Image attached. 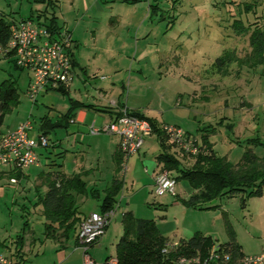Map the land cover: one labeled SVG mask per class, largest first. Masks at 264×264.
Here are the masks:
<instances>
[{
	"label": "rangeland",
	"instance_id": "obj_1",
	"mask_svg": "<svg viewBox=\"0 0 264 264\" xmlns=\"http://www.w3.org/2000/svg\"><path fill=\"white\" fill-rule=\"evenodd\" d=\"M247 4L253 7L249 12L244 10ZM41 6L35 0H0V12L17 17L29 16L31 9L36 12ZM54 12L70 30L76 28L75 54L90 84L115 85V92L124 85L121 100L129 97L144 114L176 124L198 138L203 127L214 126L208 139L215 152L232 163L240 159L246 138L264 142V61L253 66L239 62L250 51L248 33L237 34L233 25L235 19L245 25L248 20L264 25V0H58ZM122 41L125 47L120 49ZM228 52H234V61L218 66L216 59ZM3 53L0 50V82L15 78L19 100L5 114L2 128L22 119L36 122L47 113V106L59 110L67 103L68 95L58 92L40 95L36 103L25 96L29 73L15 68ZM102 75L106 79L100 80ZM252 149L264 156V145ZM183 157L190 163V157ZM185 185L186 181H179L176 192L183 194ZM137 198L133 203H138ZM10 200V194L0 198V252L1 242L9 240L21 224L20 210ZM212 204L217 207L197 211L199 215L194 212L195 217L180 216L172 208L167 223H162L158 205L151 206L156 212L151 208L138 214L153 219L161 232L175 226V217L185 225L194 222L218 241L227 240L228 222L245 254L264 253V192L247 197L244 206L240 194L223 196ZM116 218L120 223V216ZM110 248L115 256V248Z\"/></svg>",
	"mask_w": 264,
	"mask_h": 264
},
{
	"label": "crops",
	"instance_id": "obj_2",
	"mask_svg": "<svg viewBox=\"0 0 264 264\" xmlns=\"http://www.w3.org/2000/svg\"><path fill=\"white\" fill-rule=\"evenodd\" d=\"M49 1L52 3V7L48 6L47 1H45L41 2L42 6L40 8L35 9L36 12L31 9L34 14L33 18L40 24H45L44 14L48 16L53 14L57 28L68 30L72 41L71 53L75 73L71 83L63 91H59L58 88L47 87L36 97L35 101L40 95L46 96L53 92L67 94V103L59 110L50 105L47 106V113L41 115L38 121H33L34 124L30 119H22L13 127L2 128L0 126L1 134L7 130L17 128L22 122L29 121L31 128L27 133L30 138L34 139L40 134H44L49 140L48 146L36 147L35 152L38 156L36 164L23 169L0 168V198L10 194V201L18 206L21 219V224L16 233L9 240L1 242L2 252H0V255L10 256L21 264H83V249L77 239L80 222L92 212H101V204L106 192L114 179L118 178L122 181V188L115 195L110 222L104 234L87 249V253L96 262L103 264L109 257L116 258L110 251V247L115 248L122 234V215L125 211H132L136 218H144L139 216L138 210L143 213V211L146 212L154 208V212H156V208L151 206L158 205L163 210V213L159 216L162 223L168 222L167 215H169L168 213L172 208L177 209L180 216L183 217L187 215L195 217L198 212L202 211L184 206L180 201V199L188 198L193 192L187 180L182 179L187 182L186 187L181 190L183 194L176 192L175 195L166 193L156 196L153 193L155 176L161 171V164L157 162V155L162 149L173 154L181 166L191 165L194 158L190 157L189 160L191 161L187 163V159L174 146H171L169 141H165V145L162 146L160 137L156 132H152L144 140L139 151L127 158L125 168H122L119 137L105 132L91 133L89 131L90 127L101 128L109 124L117 117L118 108L124 106L130 112L137 111L145 117L156 120L159 125L172 123L159 122L155 117L144 114L140 108L130 102L129 97L124 101L121 100L124 85L115 92V89H113L115 85L111 87L109 85L104 86V84L100 86L90 84L86 68L81 66L75 54L78 51L79 43V36L75 32L76 28L70 30L71 27L68 26L66 20H60L54 12V7L58 6V0ZM94 3L96 5V2ZM87 5V2H84V9L89 11ZM50 8L52 9L50 10ZM6 15L11 21L30 16L17 17L11 13ZM37 15L40 16L37 17ZM123 47H125V44L122 41L119 48L123 49ZM0 50L2 49L0 48ZM3 54L2 56L12 62V56ZM104 79H106V76L100 80ZM28 81L29 75L25 84V96H27ZM87 86L91 89H88ZM111 101H115L116 105H112ZM172 125L177 126L176 124ZM185 132L196 137L198 144H200V139L195 134L189 131ZM58 173L63 174L66 178L77 179L82 183V191L74 187L68 189L74 197L76 211L74 225L66 235H63L62 229L56 223L52 225L55 227L54 232L46 229V225H49L50 222L43 215L41 201L47 190L44 184H40L42 177ZM172 173V175H175L174 172ZM11 179H15V181H11ZM179 181L176 182V185ZM10 189L11 193L9 192ZM129 189L130 191L134 189L135 192L130 194ZM120 192L121 196L118 198ZM136 197H138V203H133ZM93 199L98 202L96 204L92 203ZM123 202H125L124 205ZM117 216H120V223L119 220L117 221ZM175 218L177 219L175 226L166 232H161L157 226L161 234L167 236L170 241L175 242L180 238L187 239L195 232L211 236L208 230L200 228L201 226H198V224L189 221L185 225V223L178 221V217ZM114 219H116L117 226L113 230L112 222ZM212 239L215 241L212 246L213 249H216L219 243L226 241H218L213 237Z\"/></svg>",
	"mask_w": 264,
	"mask_h": 264
},
{
	"label": "trees",
	"instance_id": "obj_3",
	"mask_svg": "<svg viewBox=\"0 0 264 264\" xmlns=\"http://www.w3.org/2000/svg\"><path fill=\"white\" fill-rule=\"evenodd\" d=\"M36 2L49 0H35ZM253 9L252 5L244 7L245 12ZM44 14V13H43ZM40 15H37L39 17ZM31 11L29 18H33ZM260 18V17H257ZM44 23L51 30L57 28L56 19L53 14H44ZM234 27L237 34L248 33L249 53L240 63L250 66L264 61V25H258L257 21H247L246 25L240 19L234 20ZM12 21L4 13L0 12V48L4 50L10 38V26ZM5 55L11 56L9 53ZM234 52H228L216 59L218 66L228 65L234 61ZM238 60V58H237ZM13 65L15 66L13 60ZM16 67V66H15ZM18 68V67H16ZM19 69V68H18ZM21 70V69H20ZM19 92L16 79L9 76L0 82V126L3 123L5 114L11 107L17 104ZM132 114L147 119L152 132H156L160 137L161 145L168 141L162 125L151 118L141 115L139 112ZM211 126V125H210ZM200 136V144L196 154H188L179 151L182 155L194 158L191 165L181 166L180 162L165 149L157 155V162L161 164V170H166L178 182L187 180L193 192L186 199H180L182 204L196 210L214 209L216 204H212L215 199L223 196L241 195L242 205H245L246 198L253 195H261L264 192V156L254 153L252 147L264 145L259 137L245 139V150L240 159L232 163L226 156L218 155L209 141V135L215 131V127H204ZM171 146H174L171 143ZM175 147V146H174ZM174 172L175 175H172ZM40 184L47 187L42 197L43 215L50 222L46 229L55 231L53 224H57L62 229L63 235L73 227L75 222L74 197L68 191L69 188H76L82 191V183L77 179L66 178L63 174L45 175ZM122 188V181L114 179L106 196L101 204V212L110 211L114 208L115 195ZM228 239L221 242L215 249L218 253H227V261L209 256V251L215 241L209 235L195 232L191 237L177 240V245L168 248L167 253H162V248L170 242L167 236L159 231L155 221L150 218H136L132 211L127 210L122 215V234L115 245V257L117 264H179L180 257H197L199 263L191 264H241L245 255L241 245L237 242L231 225L225 223ZM190 264V263H186Z\"/></svg>",
	"mask_w": 264,
	"mask_h": 264
},
{
	"label": "built area",
	"instance_id": "obj_4",
	"mask_svg": "<svg viewBox=\"0 0 264 264\" xmlns=\"http://www.w3.org/2000/svg\"><path fill=\"white\" fill-rule=\"evenodd\" d=\"M72 41L66 28L51 31L45 24H40L34 18H21L12 21L10 38L4 48L9 53L16 67L29 73L26 94L34 102L37 95L45 88H67L74 77L72 60ZM104 78V76H101ZM116 105L115 101H111ZM29 121L20 123L17 128L0 134V168L23 169L38 162L36 147H46L49 140L44 134L37 138H30ZM162 129L170 143L179 151L196 154L198 142L196 137L172 124H162ZM91 133H111L119 137V150L122 155V168L129 156L139 151L144 140L151 135L150 122L132 114L126 106L118 108V115L101 128L90 127ZM15 181V179H11ZM153 193L175 195L176 180L167 171L161 170L155 176ZM113 211L92 212L79 225L77 239L83 249V264H100L88 253L87 249L95 243L105 232ZM177 245V241L168 242L162 253ZM209 256L227 261V253L220 254L211 247ZM199 263L197 257H180L179 264ZM0 264H21L10 256L0 255ZM103 264H117V259L109 257ZM206 264V261L203 262ZM241 264H264V253L244 255Z\"/></svg>",
	"mask_w": 264,
	"mask_h": 264
},
{
	"label": "water",
	"instance_id": "obj_5",
	"mask_svg": "<svg viewBox=\"0 0 264 264\" xmlns=\"http://www.w3.org/2000/svg\"><path fill=\"white\" fill-rule=\"evenodd\" d=\"M58 90H59V91H63V88H62V87H58Z\"/></svg>",
	"mask_w": 264,
	"mask_h": 264
}]
</instances>
